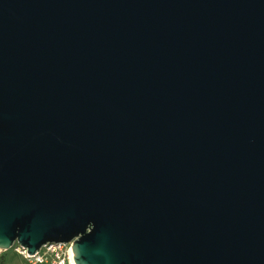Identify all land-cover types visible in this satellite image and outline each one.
Wrapping results in <instances>:
<instances>
[{"label":"water","instance_id":"obj_1","mask_svg":"<svg viewBox=\"0 0 264 264\" xmlns=\"http://www.w3.org/2000/svg\"><path fill=\"white\" fill-rule=\"evenodd\" d=\"M76 264H264V0H0V248Z\"/></svg>","mask_w":264,"mask_h":264},{"label":"built area","instance_id":"obj_2","mask_svg":"<svg viewBox=\"0 0 264 264\" xmlns=\"http://www.w3.org/2000/svg\"><path fill=\"white\" fill-rule=\"evenodd\" d=\"M72 241H47L39 246L33 252H27L25 246L14 241L12 245L6 249L18 255L23 264H76L72 252ZM3 249L0 248V252Z\"/></svg>","mask_w":264,"mask_h":264},{"label":"rangeland","instance_id":"obj_3","mask_svg":"<svg viewBox=\"0 0 264 264\" xmlns=\"http://www.w3.org/2000/svg\"><path fill=\"white\" fill-rule=\"evenodd\" d=\"M0 255H4L5 264H23L22 259L10 250H3Z\"/></svg>","mask_w":264,"mask_h":264},{"label":"trees","instance_id":"obj_4","mask_svg":"<svg viewBox=\"0 0 264 264\" xmlns=\"http://www.w3.org/2000/svg\"><path fill=\"white\" fill-rule=\"evenodd\" d=\"M5 260L4 255H0V264H5Z\"/></svg>","mask_w":264,"mask_h":264}]
</instances>
